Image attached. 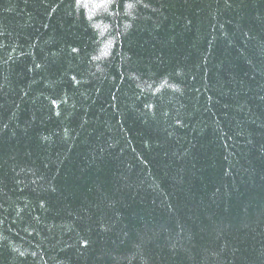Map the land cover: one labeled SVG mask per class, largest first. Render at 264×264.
<instances>
[{"label":"trees","instance_id":"trees-1","mask_svg":"<svg viewBox=\"0 0 264 264\" xmlns=\"http://www.w3.org/2000/svg\"><path fill=\"white\" fill-rule=\"evenodd\" d=\"M97 4L0 0V264H264V0Z\"/></svg>","mask_w":264,"mask_h":264},{"label":"rangeland","instance_id":"rangeland-1","mask_svg":"<svg viewBox=\"0 0 264 264\" xmlns=\"http://www.w3.org/2000/svg\"><path fill=\"white\" fill-rule=\"evenodd\" d=\"M86 1H89V3H91L93 6H95L97 4L95 2V0H86ZM106 1H103L101 3H98L95 9L99 11L102 7H104L106 5Z\"/></svg>","mask_w":264,"mask_h":264}]
</instances>
